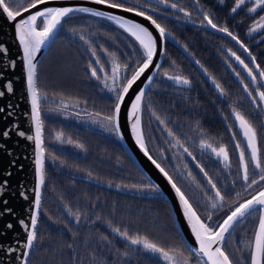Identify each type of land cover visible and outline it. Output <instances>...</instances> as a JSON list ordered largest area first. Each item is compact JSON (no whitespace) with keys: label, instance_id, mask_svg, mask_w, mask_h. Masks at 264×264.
Wrapping results in <instances>:
<instances>
[{"label":"trees","instance_id":"obj_1","mask_svg":"<svg viewBox=\"0 0 264 264\" xmlns=\"http://www.w3.org/2000/svg\"><path fill=\"white\" fill-rule=\"evenodd\" d=\"M122 1L120 0V2ZM134 1L143 3L144 7L140 10L152 15L157 23L175 36L222 89L221 96L218 94L219 91H216L206 81L189 59L177 47L166 41L165 57L160 71L176 72L185 77L191 85L183 87V98L175 99L174 112L172 111V113L176 120L172 118L174 123L171 124L167 122L169 114L165 104V94L154 88H166L170 84L162 80L165 84L159 82L160 85H158L159 73L157 74L142 106V127L148 150L151 148L153 132L157 131L158 135L167 139V134L171 131L170 137L173 139L172 141L176 142L157 141L162 148L167 144L170 149L175 150L174 158L176 159L175 165L179 169L178 173H184L181 170V162L186 163L189 158L182 159L181 148H179V144L182 143V134H186L192 140L195 139L194 133L200 132L202 137L216 140L218 146H225L229 158L230 172L228 173L223 170L220 162L214 159L211 153L199 149L195 143H186V149L195 156L194 159L198 162L200 169H203L201 172L198 166H195L202 176V182L194 173L195 179L201 184L203 183L204 186L207 185L209 189L212 188V185L209 184V179H211L212 184L216 185V189L220 191L224 196V201L228 205L230 204L232 209L239 201L264 184L261 182L248 191L244 190V193L239 197L224 190L230 179H235L236 186L240 182V180L237 181L238 178L236 179L239 173L237 151L220 118L223 113L230 121L228 105H233L247 120L251 119L253 123L255 122L259 157L264 163V137L258 126L261 115L254 109L246 97L244 89L233 79L227 65L222 61V57L226 58L227 56L222 51L220 44L234 45L215 32L163 16L161 13H168L192 20L190 19L192 17L187 18L181 12L172 10L170 7L151 0ZM181 1L183 10L192 12L198 17L191 0ZM197 1L204 12L206 10L211 12L209 18L218 27H227L244 44L249 41L250 53L255 56L258 66L264 70V39L256 42V38L248 39L246 37V32L254 16L261 13L262 10L259 9L255 14L248 15L245 12L246 8L242 7L229 16L228 11L236 0H224L223 5L217 4L216 0ZM31 2L32 0H25V4L15 3L11 6L17 10ZM124 6L130 7L126 3ZM73 15L87 16L99 23H104L103 26H97V28L105 33L120 35L123 38L121 34L116 33V29H120L105 19L85 14ZM67 18L62 22V25ZM98 42L108 50L113 49L105 40H98ZM71 43L68 37L59 33L37 66V78L40 71L43 70V66H48L47 64L51 65L50 71L66 84L70 83L72 75L82 71L76 59H81V57H74V46ZM136 51V60L126 73L127 77L140 62L139 52L137 49ZM50 71L48 70L47 74L49 79L51 78ZM243 84L246 85V83ZM230 88L234 95L233 101L228 97L227 90ZM154 96H158V98L153 99ZM100 98L95 91H92L89 99L91 111L109 115L112 106L110 109H102L103 103ZM152 112L164 120V124L154 122ZM41 123L47 165L44 168V189L38 218L37 239L34 242V250L28 264H164L157 254L150 259L146 250L141 246L131 244L126 238L113 233L110 228H119L121 232L127 231L129 236L146 237L165 250L178 251L183 255L191 254L193 257L199 258L183 242L173 222L169 204L156 190L154 191L150 187L152 185L130 161L108 123L110 128L105 131H109V133H104L102 128H92L89 131L76 124L52 118L47 113L42 116ZM196 127L200 130H194ZM56 133H61L63 138L57 139ZM234 134V141L239 144L236 128ZM69 140L73 143H68ZM173 144L178 147L174 148ZM77 145H83V147ZM167 164L172 167L170 162ZM164 167L167 169L165 164ZM170 167L168 166V169L174 173L175 170ZM77 176L92 177L144 193L147 196L122 194L88 183ZM184 189L188 192L186 188ZM212 189L210 190L213 195L210 193V198L215 197V190ZM192 194L193 192L190 193L191 196ZM194 196L196 197L195 194ZM77 213H79L78 219ZM258 215L257 209L252 211L251 215L245 216L233 228L223 245L225 252L229 254L234 264H237V261L249 260L248 244L251 243Z\"/></svg>","mask_w":264,"mask_h":264},{"label":"snow or ice","instance_id":"obj_2","mask_svg":"<svg viewBox=\"0 0 264 264\" xmlns=\"http://www.w3.org/2000/svg\"><path fill=\"white\" fill-rule=\"evenodd\" d=\"M94 3L100 5H107L112 9H122L124 12L134 13L137 16L144 17L146 20L150 21L152 25L158 30L160 37L163 39L166 35V29L161 26V24L157 23L155 19H153L152 15H149L146 11L140 10L139 7H125L124 3L120 2V0H93ZM160 2L167 3L168 0H160ZM47 3V0H32L31 3L27 4V7L21 8L20 10H14L11 6L12 0H0V10L6 15V18L9 22H13L15 25L16 36L23 50V61L24 68L26 70V87L27 93L31 102V120L35 126V135H27L24 131H18L17 135L20 137H25L29 140L35 141L36 148V158H35V172H36V186H35V201L34 205L36 209H40L41 206V185L44 184V170H43V160H44V148L43 141L41 139V131L42 124L40 120V108H39V96L36 87V70L37 65L33 62L36 56V53L40 50L41 46L45 44V42L50 38V36L54 33L58 26L62 24L63 18L69 16L70 13L79 11L84 13H91L93 16L97 17H107L110 21H113L116 25H118L121 29H123L126 33H128L139 45V48L142 50L143 58L142 62H138L136 66L132 69V74L129 77L122 76V67L123 70H127L129 65L125 63L123 66L117 62V57L115 53H111L112 57V66H111V75L109 76L104 69V65L101 63L100 59L97 58L95 64L99 65V71L104 72V84L105 87L109 89V91L115 94V104L109 115L104 117V119L111 126V130L119 133L120 124L119 117L121 112V105L125 100L126 94L129 93V90L133 87L138 79L145 73L146 70L149 69L150 65L153 64V57L157 50V41L153 37V33L149 31L147 27L144 25L137 23L130 19H125L123 16L113 15L111 13L103 12V11H94L92 8L88 7H44L41 10L35 11L33 14L28 15L26 18L19 19L18 17L22 16V13L28 12L30 9L37 8L38 5H42ZM244 3V0H236V7L232 9L233 12L236 11V8L240 7ZM264 6V0H256L255 4L248 9L249 12H255L257 8ZM171 7L175 8L176 4H172ZM183 11V9H181ZM204 19L207 20L208 24L213 28H217V25L213 23V21L209 18L207 14H205ZM40 21H42V26H40ZM256 27H264V16L260 17V21L257 22ZM255 30L250 29V31ZM219 31L226 32L229 36H232V33L228 30L227 27L219 28ZM234 40L237 38L232 36ZM81 39H84L81 36ZM239 43V41H237ZM243 47V45H241ZM106 51V50H105ZM247 51V49H245ZM0 52L6 53L7 49L0 45ZM92 55L97 56L96 51L92 50ZM233 56L244 65V67L248 71V75L251 77L252 81L255 83L257 80L256 75L253 74V70L248 67V65L244 64V61L240 59L239 56L233 52ZM253 63H255V59L253 58ZM12 66H15V61H11ZM157 68L160 65H156ZM257 67H259L257 65ZM89 68L91 69V75L100 79L98 76V69L93 67L92 64H89ZM168 75V73H165ZM259 76L264 78V71L259 72ZM3 78V73L0 72V79ZM170 79H174L175 81L182 82L184 84H188L189 81L180 76H171ZM153 77L148 76V81H152ZM111 80V85H109L108 81ZM219 88L220 86L217 85ZM247 85H245V89L247 90ZM0 98H3L7 93H13V83L11 80H8L3 85H0ZM251 96L252 93L249 92ZM257 95L259 96L260 102H264V91H258ZM144 96V88H141L139 93L132 100L131 107L129 109V118L133 120L132 123V132L136 138L137 144L140 146L141 150L144 152L145 156L151 161L153 165L167 178L168 182L171 184L172 188L175 190L176 195L179 198L180 204L183 209V214L187 219L189 226L191 227V231L195 236V240L199 245L198 249H194V251H198L204 257L207 258L205 264H234V261L230 259L229 254H227L223 247L221 246V242L225 239V233H228L230 229L233 227L234 223L238 222L241 218L246 215H251L255 206H261L259 211V222L258 227L255 230L254 240L251 243V264H264V189H261L256 195H253L250 199L245 200L242 203H239L238 206L234 208V210L230 211V214L220 223L217 227L210 226L208 223H205L200 215H198L196 209L193 207V204L190 203L188 197L181 190L180 187L173 181V177L169 175V173L165 170L164 167L161 166L160 163L157 162L156 159L148 153L141 132L139 131L140 125V115L139 110L141 106V101ZM255 99H253V103H255ZM5 107L11 109L13 106L9 103L6 106H0V113H5ZM235 118L239 121V126L243 131V135L247 140V147L251 150L250 160L251 163L255 165L256 168L260 169L261 173H264V164H262L260 157L258 156V150L256 147V132L253 126L247 121L244 116L233 109ZM14 113L12 111L7 112V116H12ZM159 119V117H157ZM161 123H164L161 121ZM12 129L16 128V125H11ZM169 136L172 135L171 131H169ZM62 134H57V139H60ZM0 136L5 139L10 136V131L8 128L0 131ZM68 143H73V141L69 140ZM204 142L202 141V144ZM78 147H83V145H77ZM211 147V145H207ZM5 145L0 144V149H3ZM236 147L240 149V164L243 170V179L248 181L249 179V167L248 162L245 159V151L241 148L240 144H237ZM214 152H217V155H222L225 160L228 159V153L226 148L221 145L219 150L213 148ZM185 152L188 150L185 148ZM11 153H9L10 155ZM191 155V153H189ZM14 163V161H13ZM203 171V169H201ZM4 176H10L11 173L4 172ZM190 175V174H189ZM207 175V173H205ZM260 181L264 182V175L259 177ZM257 180H251V183L248 184V187L251 188L252 185L257 184ZM209 184L212 185L213 189H216V185L212 184L211 179H209ZM8 180H3L0 183V193H4L7 190ZM155 191L156 186H150ZM20 195L27 199V196L23 191L20 192ZM212 199L211 207L216 208L218 201H223L224 196L221 195L220 191L217 189L215 192V199ZM8 201L4 200L3 211H0V217L5 214H13L12 209L7 207ZM70 211V210H69ZM77 219L79 218V213L76 214ZM207 219L211 221V214L208 215ZM19 224L22 228L26 230V242L24 243L25 249H32L34 246V242L37 239V226H38V212L32 211L30 216V225L25 222L24 219H20ZM7 228L11 229L13 225L8 223L6 225ZM114 232L118 233L120 236L126 238L130 241L131 244L137 245L142 244L146 250H150L154 253H159L165 260L172 262L176 256L175 252L170 254V251L165 250L163 247L157 246V244L149 241L146 237L140 236H129L127 231L121 232L119 228H114ZM215 246V247H214ZM3 246L0 245V248ZM16 251V249L12 247L7 248V252L11 253ZM23 257H28L30 255V251H24ZM20 259V264H28L27 259ZM183 264H189V261L185 259ZM243 264V262H241Z\"/></svg>","mask_w":264,"mask_h":264},{"label":"water","instance_id":"obj_3","mask_svg":"<svg viewBox=\"0 0 264 264\" xmlns=\"http://www.w3.org/2000/svg\"><path fill=\"white\" fill-rule=\"evenodd\" d=\"M191 1L193 3L196 12L201 17L203 22L189 20L168 13H161V14L171 19L179 20L181 22H185L203 29L210 30L231 41L243 52V54H245L248 57L250 64L252 65L255 73L257 74L264 88V78H261L259 76V72L261 71V69L257 67L258 64L256 62L253 63V56L250 53L249 49L246 47V45L240 39H238L234 34H232V36H235L237 38L236 40H234L232 36H229L226 32L219 31L220 27L217 26V28H213L211 25H209L207 20L204 19L206 13L201 9L198 1L197 0H191ZM24 7H27V5ZM44 7H73V8L88 7V8H92L94 11H103V12L111 13L113 15L123 16L125 19H130L144 25L149 29V31L153 33V37L157 41V50L153 57V64L150 65L149 69L146 70L144 74H142L140 79H138L136 83L133 85V87L129 90V93L126 94L125 100L121 105V112L119 117L120 131L119 133L114 132V135L118 140V142L120 143L123 150L125 151V153L127 154V156L129 157L130 161L137 168V170L146 178V180L151 185L156 186L157 189L156 191L169 204L173 222L179 234L181 235L185 245L188 247L189 250H191L199 258H201L205 263L207 258L204 257L198 251H194V249L199 248V245L196 242L195 236L191 231V227L189 226L187 219L183 214V209L180 204L179 198L176 195L175 190L172 188L167 178L155 167V165L151 163V161L147 158V156H145L144 152L141 150L140 146L137 144L136 138L132 132L133 120L129 118L128 113L131 107L132 100L139 93L140 89L144 88V96L142 98L141 106L139 110V115H140L139 131L143 136L145 147L148 153L151 155L146 145V140L143 133L142 106H143L144 98L148 90L151 88L164 61L166 41H169L171 44L177 47L189 59V61L198 69V71L202 74V76L206 79V81L216 91H218L219 88L217 87V84L215 83L214 79L206 72L204 67L196 60V58L189 52V50L169 31L166 30V35L162 39L155 26L152 25L151 22L146 20L144 17L137 16L134 13L124 12L122 9H112L109 8L107 5L96 4L93 2V0H47V3L38 5L37 8L30 9L28 12L22 13V16L17 18V21L19 19L26 18L28 15L33 14L35 11L41 10ZM146 8L151 9L150 7H146ZM156 12L160 13L159 11ZM73 14H85V15L93 16L91 13H84L79 11L70 13L69 16ZM66 18H63L62 22ZM99 18L111 22L114 26L122 30L131 39V41L135 44L139 52V56L141 58L140 62H142L143 53L142 50L139 48L138 43L128 33H126L118 25H116L113 21L107 19V17H99ZM61 25L57 27V29L50 36V38L45 42L44 45L41 46L40 50L36 53L33 62L37 66L40 60L42 59L43 55L48 51V49L56 39L60 31ZM40 26H42V21H40ZM237 41H239V43ZM0 45H3L7 49L6 53L0 52V72L3 73V78L0 79V85H3L8 80H11L14 88L13 93L6 92L5 96L3 98H0V106H6L9 103L13 106L11 109L5 107V113H0V131H2L5 128H8V130L10 131V136L8 138L5 139L4 137L0 136V144L5 145L3 149H0V183H2L3 180L5 179L8 180L7 190L4 193H0V211H3L4 209L3 201L7 200L8 201L7 207L12 209V212L14 213V215L5 214L4 216L0 217V245L3 246L2 248H0V264H20V259H18V257L22 259H27V261H29V258L33 253L35 244L33 248L30 250L24 248V243L26 242V230L20 226L18 221L20 219H24L25 222L30 225V216L32 211H37L39 218L41 212V206L40 209H36L34 205L35 186H36L35 141L34 140L29 141L26 138L27 135H33V136L35 135V126L31 120V102L26 87V70L24 68L23 50L16 36L14 23L9 22L7 20L6 15L2 12V10H0ZM241 45H243V47H241ZM245 49H247V51H245ZM11 61H15L14 67L11 64ZM156 65H160V67L157 68ZM148 76L153 77L152 81L150 82L148 81ZM235 79L246 93L247 90L245 89V86L242 83V81L237 79L236 77ZM36 81H37V70H36ZM0 90L3 89L0 88ZM8 111H12L14 114L12 116H7ZM13 124L16 125L15 129H12L11 127V125ZM18 131H24L26 133V136L20 137L19 135H17ZM41 139L43 141V128L41 131ZM245 141L247 144L246 138ZM9 153L11 154L9 155ZM153 159L155 158L153 157ZM43 170H44V160H43ZM6 171L11 173V175L4 176L3 173ZM77 178L86 181L88 183L94 184L96 186L113 190L122 194H127L131 196L134 195L140 197L147 196L144 193L135 192L130 189L115 184H111L108 182H104L92 177L77 176ZM43 189H44V184L41 185V189H40L41 203H42ZM261 189H264V185L258 188L257 190H255L254 192H252L250 195H248L241 201H239L236 205L232 207L231 210H234V208L238 206L239 203H242L245 200L250 199L253 195H256ZM21 191L25 193L27 199L23 198L20 195ZM148 196L151 195L148 194ZM260 207L261 206L257 205L255 206V209L257 210ZM230 211L225 215V217L220 221V223H222L223 220L227 217V215L230 214ZM243 218H241L238 222H240ZM238 222L234 223L233 227L230 229L228 233H225V239L224 241L221 242L222 247L226 242L228 235L231 233V231L237 225ZM8 223H11L13 225L11 229L6 227ZM110 230L116 235L120 236L118 233L114 232L113 229L110 228ZM253 240H254V236H253ZM8 247H12L16 249V251L9 253L7 252ZM24 251H30V255L26 258L23 257L22 255ZM249 264H251V256H250Z\"/></svg>","mask_w":264,"mask_h":264},{"label":"flooded vegetation","instance_id":"obj_4","mask_svg":"<svg viewBox=\"0 0 264 264\" xmlns=\"http://www.w3.org/2000/svg\"><path fill=\"white\" fill-rule=\"evenodd\" d=\"M122 2H124L130 6L139 7V9H143L140 4L133 5V4H130L129 2H126V1H122ZM197 15H198V13H197ZM191 17H194V15H192ZM198 17H199L198 18L199 20L193 19V18H190V19H192L193 21L203 22V20L201 19V17L199 15H198ZM73 26H75V25L73 24ZM97 30L101 34H103L106 37V39H108V40H105V42L108 43L111 46V48H113L112 50H108L105 46H103V44L99 43V45H92L91 43L88 42L90 47L93 46L91 49H94L96 51L97 57L100 59L101 63L104 64L105 72L110 76L111 75V66L109 64H107L105 62V60H103L101 58V56L99 55V50H100L99 47L101 49L103 48L104 50H106L110 54L115 53L116 57H117V62L119 64H121V66H123L125 63H127L129 65V68H130V66H132V64L136 60V54H134V52H133L134 49L132 50V47H129V45L126 42L124 43V41L122 40L120 35H114V34L112 35L111 33L101 32V30H99V29H97ZM59 33H61V32L59 31ZM93 33L94 32H91V34H93ZM112 39L114 40V45L111 43ZM71 42H72L71 44L74 46L73 47L74 57H81V59L80 58H76V59H77V63L80 64L82 71L72 75L70 83L66 84L63 81L59 80L58 77L55 76L53 73L52 74L54 76H51V78L49 79L48 75H47L46 66H43V70L40 71V74L38 75V78L36 81V87H37V92H38V96H39L40 119H42V116L45 114V112H43L44 108L49 109L51 107V109L57 110V109L62 108L61 106L64 104L69 105L70 110H68V111L70 112L71 116L75 115L79 118V117H85V116H89L91 114H94V115H97L98 117L100 116L102 119H104V117H106L107 114H105V113L101 114V113H98L97 111H91V107H90L91 103H90L89 99H90V96L92 94V91H95L96 95L101 97L100 100L103 103V108L102 107L101 108L104 110L110 109L111 106L113 109L114 102H115V94L113 92L109 91V89L107 87H105L104 79H103L105 73L99 71L97 65L95 64V61H96L95 57L96 56H93L91 54L89 46H83V44L79 41L72 40ZM220 47H221L222 51L227 56L226 58L222 57V61H224V63L227 65V69L230 72V75L236 81V79L234 77V73H236L241 78L242 82L246 83V85L249 88V92L252 93V96L255 97L256 94H255L254 88L252 87L251 81L238 68V66H236L234 59L232 57H230L226 52L227 50L234 52L235 51L234 46H232V45L230 46L228 44H226V45L220 44ZM246 47L248 48L247 45H246ZM124 48H125V53H124ZM110 54H108V55L111 56ZM238 55L248 65V67L253 70V74L256 75L257 82L260 85V87H258V89L261 91H264L262 83H261L260 79L258 78L257 74L255 73L252 65L250 64L248 57L243 53L242 54L238 53ZM252 56L255 59V62L257 63L255 56L253 54H252ZM90 63L93 64V67H96L98 69V76H100V79H97L96 77H93L91 75V69L89 68ZM128 69L123 70V67H122V73H121L122 76H124L127 73ZM261 71H264V70L261 69ZM159 82L160 83L161 82L166 83L167 81L163 82L162 80L158 79V83ZM108 83H109V85H111V80H109ZM160 83L158 85H160ZM168 83L170 84L169 87H166V88L154 87V88L158 92H162V91L164 92L165 102H166L165 104H166V108H167V111L169 114V118H168L167 122H170L171 124H173L174 120H176L174 118V113H172V111L174 112V106H175L174 101L177 97L183 98V91H184L183 87H189L191 84H190V82L188 84H184V83L175 84L171 81ZM218 94H220V93H218ZM156 98H158V96H154L153 99H156ZM231 99L233 101L234 97H232ZM155 101H157V100H155ZM155 106H156V104L154 105V109H155ZM233 109H235L233 107V105H230V106L228 105L227 111H228V114L230 116V121L228 119H226V117L224 116L223 113H222L220 118H221V122H222L224 128L226 129V132L230 136L231 140H233V144H235L234 129L236 128V126L234 123ZM171 113H172V115H171ZM152 117H153V119L157 120L158 124H164V123H161V121L164 122V120H161L159 116H156L155 112H152ZM157 117H159V119H157ZM52 118L60 119L62 121H66V122L71 123V124H76V125L84 128V129H86V130H89V131L92 128H96L94 126H91L90 124H86L85 121L77 122L75 120H71V121L70 120H64L63 118H61L59 116L58 117L53 116ZM106 123H108V122H106ZM106 123H104L102 125L103 126L102 129H103L104 133H109V131H105V130H108L110 128V126H108V124H106ZM42 128H43V126H42ZM95 130H97V129H95ZM194 130L199 131L200 129L198 127H196ZM97 131H100V130H97ZM156 132L157 131L153 132L154 133L153 136L155 138L153 136L151 138V148H150L149 152L161 164L162 167H164V164L166 165L167 169L164 167L165 170L169 173L170 176L173 177L174 181L179 185V187L182 189V191L188 197L190 202L193 204V207L196 209L197 213L199 215L206 214L207 210H209L207 205L204 203L201 204V201L193 198L190 195V193L186 192L184 189V188H186L185 186H187L188 184H187L186 180L182 177L181 173H178L179 169L175 165L176 159L174 158L175 150L170 149L167 144H165L164 148H162L160 143L157 141V140L167 141V139L169 138V135L167 134V139H166V138L162 137V135H160V134L158 135V133H156ZM196 133H198V132L194 133V137H195ZM156 135L158 136L157 138H156ZM206 138H208V137H206ZM181 141H182V143H181V145L179 144V148H181L182 157H183V153H184L185 155L187 154L192 161H196L194 159L195 156L193 154L189 155V153H190L189 150L187 152L184 151V149L186 148V143H189L191 141H192V143H194L193 142L194 139L191 140V138L188 137L186 134H182V140ZM196 146L201 150H205V149H202L200 145L198 146L196 144ZM43 148H44V141H43ZM171 150H173V151H171ZM206 151H208L209 153H211V152L214 153L213 151H210V150H206ZM218 156L221 159V161H223L224 163L227 162V161L225 162V160L222 159V158H224V157H222V155H218ZM168 162H170L172 167H170V165L167 164ZM45 165H47V163H46V159L44 156V168H45ZM168 166L175 170L174 173L168 169ZM195 166H198V162L195 164ZM201 169H200V171H201ZM176 173H178V175H176ZM258 184H259V182H258ZM257 185L256 184L252 185V187L257 186ZM249 189L250 188L248 187V190ZM227 205L228 204L226 203V201L223 200V202H221L217 207L219 209H221V208L224 209L227 207ZM137 245L141 246L142 249L146 250L142 244H137ZM146 252L148 253V257L150 259L155 257V253L151 252L150 250H146ZM174 252L176 253V256H175L176 259L179 257H182L183 261L185 259L188 260V257L186 255H183L181 252H178V251H174ZM170 254H171V252H170ZM190 257H193V256H190ZM195 258L196 257H194V259ZM179 259H181V258H179ZM196 259H199V258H196ZM161 260H163L164 264H181L175 260H173L174 262L164 260V258H162ZM189 264H190V261H189Z\"/></svg>","mask_w":264,"mask_h":264},{"label":"rangeland","instance_id":"obj_5","mask_svg":"<svg viewBox=\"0 0 264 264\" xmlns=\"http://www.w3.org/2000/svg\"><path fill=\"white\" fill-rule=\"evenodd\" d=\"M123 1L129 2L130 4H133V5H136V4L137 5L138 4L144 5L143 3L139 2V1H134V0H123ZM151 1H154V2H157V3L162 4L164 6L170 7L172 10L181 12L183 14V16H185L187 18L191 17L192 15H194V17H192L193 19H198L199 18V17H196L195 14L192 13V12H188V11H185V10L181 11V9H182L181 8V3H182L181 0H171V1H168L167 3L160 2V0H151ZM216 1H217V4H219V5H223L224 4V0H216ZM255 2H256V0H244V3L242 5H240V7L236 8V11H238L242 7H245L246 8L245 9V12L248 13V15H252V14H255L257 11H259V9L262 10L261 13H259L258 15H255L254 16L253 21L250 24V26H249V28H248V30L246 32V37L248 39L256 38V42H257V41H260L261 39H264V27H256L257 22L260 21V17L261 16H264V6H261L260 8H257V10L255 12H249L248 9L251 8L255 4ZM15 3L16 4H22V3L25 4V0H12V4H15ZM172 4H176V7L175 8L171 7ZM234 7H236V1L234 2V5L232 6V8L228 11L229 16L230 15H233L236 12V11L235 12L232 11V9ZM205 12H206V14H208V16L209 15L211 16V12L210 11H207L206 10ZM73 24L75 26H73ZM103 25H104V23H99L98 21H96L94 19H91V18H88L87 16H83V15H73V16L67 18V20L64 23V25H61V28H60V32L61 33L60 34L63 35L64 37H68L71 41L74 40V41L81 42L83 44V46H89L88 42L91 43L92 45H99L98 40H108V39H106V37L103 34H101L97 30L98 29L97 26H103ZM253 28L255 30L250 31V29H253ZM91 32H94V33L91 34ZM101 32H103V30H101ZM116 33L117 34H121L123 36L122 40H124L129 45V47H132V50L134 49L133 50L134 54H137V51H136L137 48H136L135 44L131 41V39L122 30L116 29ZM81 36H83L84 39H81ZM111 43L114 45V40L113 39H112V42ZM245 44L248 46L249 45V41H247V43H245ZM92 47L93 46H91V47L89 46L91 54H92V50H93V49H91ZM234 48H235L234 53L236 54V56H239L238 53L239 54H242L243 53L235 45H234ZM99 49H100L99 50V55L101 56V58L103 60H105V62L107 64H109L110 66H112V57L108 55L110 53H108L107 51H105L103 48L101 49L99 47ZM226 52H227V54L230 57H232L234 59L236 66H238V68L246 75V77L252 83V87L254 88L255 94H256L255 97L252 96V95L251 96L249 95L250 97L248 96V94H249V88L248 87H247L248 94L246 92L245 95H247L246 97L248 98L249 102L254 106V109L257 112H259V114L261 115V119L258 120V126L260 127V131L262 133V136L264 137V103L263 102H260L259 96L257 95L258 91H261V90L258 89V87H260V85L257 82V80H256L255 83L252 81L251 77L248 75L247 69L244 67V65H242L236 59L235 56L232 55V53H233L232 51L227 50ZM97 58L98 57L96 56L95 59H97ZM244 64H246V63L244 62ZM47 65L48 66H46V69H48L50 71L51 70V65H49V64H47ZM97 67L99 69L100 66L97 65ZM48 70H47V74H48ZM129 70H130V68L128 69V71ZM50 73H51V76H54V75H52V72L51 71H50ZM165 73H168V75H165ZM124 76H126V74ZM171 76H180V77L186 79L182 75H178L176 72H171V71H168V70L167 71H164V70L163 71H159V80H164V81H167V82H170L171 81V82H173L175 84H182V82H179L178 83L174 79H170L169 77H171ZM234 76L237 79L240 80V77L236 73H234ZM218 91H219L220 95H222V89L220 87H219V90ZM227 91L229 92L228 93V95H229L228 97L229 98L234 97L233 91H232L231 88L228 89ZM253 99H255V101H256L255 103H253ZM61 107H62V108H60L61 110L60 109H57V110L51 109V107L49 109H45L44 108L43 109L44 110L43 112H45V114L46 113L49 114L51 117H53V116L58 117L59 116V117L63 118L64 120H70V121L71 120H75L77 122H79V121H85L86 124H90L91 126H94V127L98 128V129L99 128H103L102 125L107 122L106 120L102 119L100 116L98 117L97 115H94V114H91V115L85 116V117H79V118L77 116H75V115L71 116L70 115V112L68 111V110H70L69 109V105L64 104ZM235 110L238 111L237 109H235ZM247 121H249V123L255 129V127H254L255 126L254 125L255 122L253 123L251 121V119H248ZM154 122L157 123V120L154 119ZM234 123H235L236 130H237V133H238V142L241 145V148L244 149V151H245V159L248 162L249 179H248V181H245L243 179V170H242V167H241V164H240V149H238L236 147V145L238 143L235 142V148H236L237 157H238L239 173H238V176L237 177L236 176H234V177H236V179L238 178L237 181L240 180V182L238 181L239 184L236 186L235 185L236 184L235 183L236 182L235 179H230L229 182H228V184H227V186H226V188H224V190H227L228 193H231L232 195H236V197H239V196H241L242 193H244V190L245 191L248 190V184L251 183V180L255 179L259 183H261L262 181H260L259 177L261 175H264V173H261L260 169L256 168L255 165L253 163H251V160H250V154H251V152H250V150L247 147V144H246V141H245V137L243 135V131L240 128L239 121L236 120L235 115H234ZM255 132H257L256 129H255ZM57 134L58 133H56V137H57ZM62 138H63V135L60 136V140ZM172 140L173 139L169 136V138L167 139V142L168 143L176 142V141H172ZM43 141L45 142L44 139H43ZM202 141L204 142L203 144H202ZM193 142L196 143L198 146L200 145L202 149L210 150V151H213L212 150L213 148L217 149V151H218L219 148L221 147V145L218 146V142L216 140L209 139V138H206V137H202V135H201L200 132H198V133L195 134V139H194ZM207 145H211V147H208ZM258 146L259 145H258V139H257V133H256V147H257L258 156H259V147ZM173 147L176 148L178 146L176 144H173ZM46 154L47 153L44 152V156L45 157H46ZM211 154L213 155V157L216 160H218L220 162L221 167L223 168V170L226 173L230 172V168H229V158L227 160H225L224 158H222L223 157L222 156L221 158L223 160H225V162L226 161L228 162V163L227 162L224 163L223 161H221V159L219 158V156L217 155L216 152H214V153L211 152ZM185 157L186 158H189L188 162H186V163L181 162V170L184 172V173H181V175L183 174L182 177L186 180V182L188 184L185 187H186V189H187V191L189 193L193 192V194H192V197L193 198H196L197 200L201 201V204L202 203L206 204L207 207L209 208V210H207V213L206 214L200 215L201 219L205 223H208L210 226L216 227L220 223V221L225 217V215L228 213L229 209H231V206L229 204L224 209H222V208L219 209L218 207H216V208H212L211 207L212 199H210V193L212 194V192H211L210 189H212V188L209 189L207 185L204 186L203 183L201 184V182H202V176L200 175V173L197 171V169L195 167V164L197 162L196 161H192L187 154L185 155L183 153L182 159L184 160ZM262 164H264V163H262ZM198 167L200 168L199 165H198ZM194 173L197 175V177L199 178V180L201 182L200 181H197L195 179L196 176L194 175ZM258 182H257V184H258ZM262 186H260V187H262ZM250 189H252V187ZM214 190L216 192L217 189H214ZM194 194L196 195V197L194 196ZM213 198L215 199V197H213ZM240 199H242V198H240ZM221 202H223V201H218L217 206ZM209 214H211V216H212L211 221H209L207 219V217H208ZM258 222H259V215H258V219L256 220V223H255V229H254V232H253V235H252V240H253V236L255 234V230L257 228ZM252 240H251V243H252ZM251 243L248 244V251L249 250L251 251V248H250V244ZM170 252L172 253L174 251H170ZM244 253H245V251H244ZM156 254H158V256L161 259L163 258L159 253H155V255ZM186 256L188 257V260L190 261V264H205L200 259H196V258L194 259V257H190V256H192L190 254H186ZM179 258H181V259H179ZM179 258H177V259L174 258V260L176 259L175 261H178L179 263L183 264V260H182L183 258L182 257H179ZM162 262H163V260H162ZM172 262H174V261H172ZM241 262H243V264H249L250 263V253H249V260H247V261H244L243 260ZM241 262L240 261H237V264H241Z\"/></svg>","mask_w":264,"mask_h":264}]
</instances>
